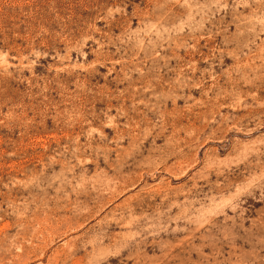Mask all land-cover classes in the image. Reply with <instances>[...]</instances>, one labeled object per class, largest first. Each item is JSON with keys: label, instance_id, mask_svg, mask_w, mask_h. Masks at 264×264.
<instances>
[{"label": "rangeland", "instance_id": "1", "mask_svg": "<svg viewBox=\"0 0 264 264\" xmlns=\"http://www.w3.org/2000/svg\"><path fill=\"white\" fill-rule=\"evenodd\" d=\"M0 264H264V0H0Z\"/></svg>", "mask_w": 264, "mask_h": 264}]
</instances>
